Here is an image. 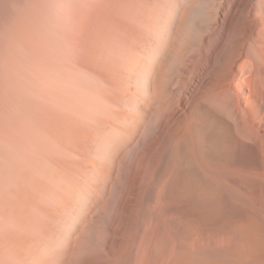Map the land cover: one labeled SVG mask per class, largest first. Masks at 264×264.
<instances>
[{"label":"bare ground","instance_id":"obj_1","mask_svg":"<svg viewBox=\"0 0 264 264\" xmlns=\"http://www.w3.org/2000/svg\"><path fill=\"white\" fill-rule=\"evenodd\" d=\"M0 264H264V0H0Z\"/></svg>","mask_w":264,"mask_h":264}]
</instances>
